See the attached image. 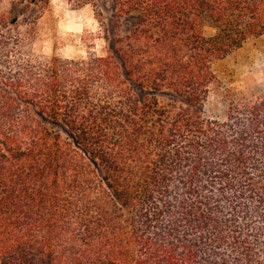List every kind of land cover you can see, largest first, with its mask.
Returning a JSON list of instances; mask_svg holds the SVG:
<instances>
[{
	"label": "trees",
	"instance_id": "obj_1",
	"mask_svg": "<svg viewBox=\"0 0 264 264\" xmlns=\"http://www.w3.org/2000/svg\"><path fill=\"white\" fill-rule=\"evenodd\" d=\"M72 1L103 54L35 53L49 0L0 14V264H264V96L203 115L264 0Z\"/></svg>",
	"mask_w": 264,
	"mask_h": 264
},
{
	"label": "rangeland",
	"instance_id": "obj_2",
	"mask_svg": "<svg viewBox=\"0 0 264 264\" xmlns=\"http://www.w3.org/2000/svg\"><path fill=\"white\" fill-rule=\"evenodd\" d=\"M14 0H0V14H9ZM107 16V15H106ZM33 43L41 56L86 58L88 53L104 52L100 24L92 5L77 6L72 0H49L36 25ZM203 34L215 29L205 23ZM215 79L203 103V115L226 120L232 108L250 105L264 96V34L249 38L213 66Z\"/></svg>",
	"mask_w": 264,
	"mask_h": 264
}]
</instances>
